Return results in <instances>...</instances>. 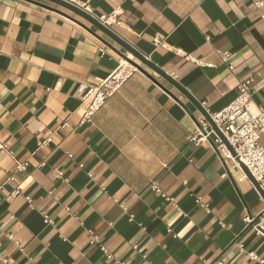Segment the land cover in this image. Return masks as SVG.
I'll list each match as a JSON object with an SVG mask.
<instances>
[{"label":"crops","instance_id":"0c3cea01","mask_svg":"<svg viewBox=\"0 0 264 264\" xmlns=\"http://www.w3.org/2000/svg\"><path fill=\"white\" fill-rule=\"evenodd\" d=\"M89 1L93 17L122 11L112 31L199 106L140 63L150 77L138 70L82 124L88 87L134 57L59 5L0 0V264H260L264 235L245 219L263 197L190 138L201 104L223 110L240 79L264 108L263 0Z\"/></svg>","mask_w":264,"mask_h":264},{"label":"built area","instance_id":"2783aa9c","mask_svg":"<svg viewBox=\"0 0 264 264\" xmlns=\"http://www.w3.org/2000/svg\"><path fill=\"white\" fill-rule=\"evenodd\" d=\"M70 4L90 12L88 6L89 0H65ZM258 8L264 7V0L256 3ZM122 11H115L109 15L95 17L103 26L113 29L118 25V15ZM264 20V15H262ZM225 64L229 63L231 54L229 52L220 53ZM187 58L199 66H211L203 61H198L191 56ZM233 70V66H229ZM138 72V69L126 60L120 62L119 67L110 74L101 84L89 86L83 102L86 108L83 113L81 123H92L95 115L105 106L107 101L118 93L122 87ZM173 77V76H172ZM254 77L240 79L237 85V95L235 99L223 110L217 113H210L207 105L203 102L201 105L209 115L211 122L202 116L196 121V129L190 138V142L195 146L213 145L221 160L225 163L227 170L234 169L242 173L241 181L249 180L246 173L242 170L241 164H244L254 179L264 192V149L261 146V138L264 136V108L256 105L252 98V85ZM55 131L50 136L39 143V148H45L52 141ZM1 152L6 151L4 145L0 146ZM9 154V153H7ZM18 170H26L28 164H18ZM57 177H62V172L57 170ZM224 176H227V172ZM250 181V180H249ZM153 192L162 193L159 183L153 182L150 186ZM19 192L13 193V196ZM197 203L207 212H211L210 205L204 203L201 198H197ZM246 224L258 233L264 235V210L257 217L245 219ZM91 245L98 243V238L90 235ZM254 259L264 264V260L257 256ZM1 260V257H0ZM7 262V261H5Z\"/></svg>","mask_w":264,"mask_h":264},{"label":"water","instance_id":"95a60500","mask_svg":"<svg viewBox=\"0 0 264 264\" xmlns=\"http://www.w3.org/2000/svg\"><path fill=\"white\" fill-rule=\"evenodd\" d=\"M51 3H54L56 5H59L63 8H65L66 10L84 18L85 20L89 21L90 23H92L97 29H99L102 33H104L105 35H107L108 37H110L112 40H114L117 44H119L127 53H129L130 55H132L134 57L135 60L130 59L127 56H124V59L126 61H128L129 63H131L132 65H134L138 70L142 71L143 73H145L146 75H148L150 77V75L144 70V68L141 66V64L149 67L150 69H152L153 71H155L156 73H158L159 75H161L164 79H166L169 83H171L174 87H176L177 89H179L186 97H188L189 99H191L192 102L195 103V105L199 106L192 98H190V96L186 93V91L175 81H173L171 79V77H169L166 73H164L163 71L157 69L152 63H150L149 61H147V59L141 54L139 53L136 49H134L129 43H127L126 41H124L119 35H117L116 33H114L111 29L103 26L95 17H93L90 13H88L85 10H82L72 4H70L69 2L65 1V0H47ZM141 63V64H140ZM203 115L211 122V119L209 117V115L206 113V111H203ZM242 170L246 173V175L248 176L250 182L253 184V186L258 190V192L260 193V195L263 197L264 199V192L262 191V189L260 188L259 184L257 183V181L254 179V177L251 175V173L248 171V169L245 167L244 164H241ZM221 258L218 257V259H216L213 264H215L219 259Z\"/></svg>","mask_w":264,"mask_h":264}]
</instances>
